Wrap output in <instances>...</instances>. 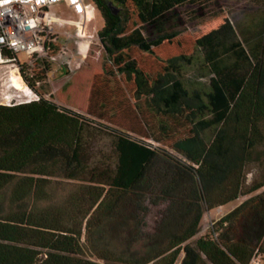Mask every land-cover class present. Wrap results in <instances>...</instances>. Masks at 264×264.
Returning a JSON list of instances; mask_svg holds the SVG:
<instances>
[{
    "label": "trees",
    "instance_id": "1",
    "mask_svg": "<svg viewBox=\"0 0 264 264\" xmlns=\"http://www.w3.org/2000/svg\"><path fill=\"white\" fill-rule=\"evenodd\" d=\"M210 1L90 0L103 66H85L92 42L71 40L80 64L49 99L0 104V264L264 259V191L195 239L205 212L264 188V0L238 26L217 9L194 31L144 35L175 8ZM194 66L206 90L184 83ZM69 93L82 112L54 99ZM102 135L110 149L98 154Z\"/></svg>",
    "mask_w": 264,
    "mask_h": 264
},
{
    "label": "built area",
    "instance_id": "2",
    "mask_svg": "<svg viewBox=\"0 0 264 264\" xmlns=\"http://www.w3.org/2000/svg\"><path fill=\"white\" fill-rule=\"evenodd\" d=\"M59 3L78 14L75 31L64 32V41L58 39L54 26L62 27L65 22L51 10ZM94 11L95 6L85 0H0V69H5L0 72V99L5 103L0 104L9 106L38 100L36 88L51 82L61 69L77 68L80 59L69 41L93 38L86 35V24L94 17ZM53 37L59 40L61 47L51 56ZM35 70L42 72L44 78L35 79ZM17 80L22 82L23 88L15 86ZM31 95L36 98L30 99ZM249 264H264V259L254 255Z\"/></svg>",
    "mask_w": 264,
    "mask_h": 264
},
{
    "label": "rangeland",
    "instance_id": "3",
    "mask_svg": "<svg viewBox=\"0 0 264 264\" xmlns=\"http://www.w3.org/2000/svg\"><path fill=\"white\" fill-rule=\"evenodd\" d=\"M217 9L223 10L230 22L234 26H238L239 24H243L247 16L255 13L256 11V4L254 0H211L207 5L206 8H199V7H189L184 6L180 8H175L170 14H168L162 21L157 23L156 25L152 27H147L144 30V35L146 37H152L158 33L161 32H167V31H177L181 30L183 28H187L191 31H194L197 26V21L199 17L203 14H206L210 11H215ZM95 14L98 16L97 24L95 25V29L91 27V33H93L92 39H83L85 41H90L91 47L89 50V54L87 56V60L85 63V66L89 65H95L98 69L103 66V63L105 61V55L103 51L100 53L99 50H101L99 41L97 39V32L100 30V27L103 26V20L100 16V14L95 9ZM55 32L60 33V37L62 39H65V36L63 35V29H61L59 26H54ZM62 31V32H61ZM88 35V33H86ZM5 69H0V72L4 71ZM204 73V74H203ZM88 75V72H83L80 74L77 78L71 81V86L77 85L82 86L84 83L86 77ZM85 78V79H84ZM57 77L53 79L56 80ZM209 75L205 72L199 71L198 66L189 67L186 68L183 72V81L186 84L187 87H196V88H202L204 90L207 89ZM18 84L21 85L23 88L24 85L21 81L17 80ZM51 83L43 84L41 87L36 88L35 95L41 96V94L38 91V89H42L43 93L46 95L48 94L50 96V86ZM87 85H84V87ZM13 91V90H12ZM47 95V97H49ZM36 97L34 95L30 96V99H35ZM80 98V97H79ZM72 96L70 93L65 96L63 100H59L58 97L55 95L54 99L61 104L62 106L68 107L72 110H75L77 112H82L80 107L84 106L82 103V99ZM0 102L5 103L3 100L0 99ZM129 120H123L124 123H128ZM110 149V140L105 135L100 136L97 140L94 142V151L99 154L100 151H109ZM253 173V172H252ZM252 179L251 175H248V181ZM262 191H264V188L260 189L259 191L248 195V196H240L237 200L227 204L223 207L222 210L220 208L212 210L210 212H205L202 218L201 223V231L202 233H205L207 229L211 226L212 223L220 219L223 215L230 212L232 209L237 207L239 204H241L243 201H245L247 198L259 194ZM182 254L179 256L175 264H180V258Z\"/></svg>",
    "mask_w": 264,
    "mask_h": 264
},
{
    "label": "crops",
    "instance_id": "4",
    "mask_svg": "<svg viewBox=\"0 0 264 264\" xmlns=\"http://www.w3.org/2000/svg\"><path fill=\"white\" fill-rule=\"evenodd\" d=\"M89 2H90V0H85V3H89ZM51 10L57 18H59L65 22L63 24V26L60 27L61 29H63V33L64 32L73 33L75 31L74 23L78 20V14L73 9H71L70 7L65 5L64 3H59V4L55 5ZM97 21H98V16L94 12V17L86 24V33H88V35L93 36V33H91V27H93L95 29V25L97 24ZM102 27H100V29ZM60 35H61L60 33L57 34L58 39L60 41H64L65 39H62L60 37ZM63 73H64V69L59 70L56 73V77L58 78L59 76L63 75ZM52 82H53V80L49 83H52ZM50 89H51V87H50ZM42 91H43L42 89H38L37 92H39L41 94V96H43L44 98L49 99V97H47L48 94L45 95ZM222 209H223V207L220 208V210H222ZM201 223H202V220H201ZM201 223H200V228H201ZM205 233H202V231L200 230V232L195 237V239L202 237L203 235H205ZM182 256H181V258H182ZM181 258H180V261H181Z\"/></svg>",
    "mask_w": 264,
    "mask_h": 264
},
{
    "label": "bare ground",
    "instance_id": "5",
    "mask_svg": "<svg viewBox=\"0 0 264 264\" xmlns=\"http://www.w3.org/2000/svg\"><path fill=\"white\" fill-rule=\"evenodd\" d=\"M15 86H16L17 88L21 89V88H20V84H18L17 82H15Z\"/></svg>",
    "mask_w": 264,
    "mask_h": 264
},
{
    "label": "water",
    "instance_id": "6",
    "mask_svg": "<svg viewBox=\"0 0 264 264\" xmlns=\"http://www.w3.org/2000/svg\"><path fill=\"white\" fill-rule=\"evenodd\" d=\"M109 5H110V7L112 8L111 4H109Z\"/></svg>",
    "mask_w": 264,
    "mask_h": 264
}]
</instances>
